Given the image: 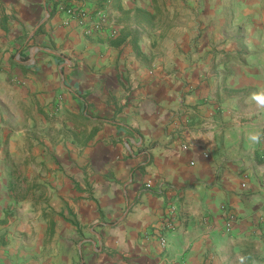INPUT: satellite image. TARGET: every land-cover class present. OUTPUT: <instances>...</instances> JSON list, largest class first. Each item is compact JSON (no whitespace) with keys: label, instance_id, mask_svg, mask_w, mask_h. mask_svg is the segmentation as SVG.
Instances as JSON below:
<instances>
[{"label":"crops","instance_id":"1","mask_svg":"<svg viewBox=\"0 0 264 264\" xmlns=\"http://www.w3.org/2000/svg\"><path fill=\"white\" fill-rule=\"evenodd\" d=\"M127 1L110 38L0 0V264H264V46L161 57Z\"/></svg>","mask_w":264,"mask_h":264},{"label":"rangeland","instance_id":"2","mask_svg":"<svg viewBox=\"0 0 264 264\" xmlns=\"http://www.w3.org/2000/svg\"><path fill=\"white\" fill-rule=\"evenodd\" d=\"M42 1L46 13L52 0ZM114 1L120 0H87L92 7L109 6L115 18ZM127 4L131 9L140 6L137 17L148 38L146 45L156 48L161 57L204 41L217 46L235 43L241 50L234 56L223 55L222 62L242 63L248 56L245 51L264 46V0H128ZM32 190L36 202L37 191H47L39 184H33Z\"/></svg>","mask_w":264,"mask_h":264},{"label":"built area","instance_id":"3","mask_svg":"<svg viewBox=\"0 0 264 264\" xmlns=\"http://www.w3.org/2000/svg\"><path fill=\"white\" fill-rule=\"evenodd\" d=\"M54 13L62 16L63 26L74 25L87 36H98L107 34L110 38L119 33V27L116 19L111 14L109 6L92 7L87 0H52L49 9L46 10V16L50 17ZM264 159V155L262 156ZM150 185L149 182L146 184ZM226 213V224L229 226L236 218L234 214ZM178 208L174 204L168 205L166 215L161 221V229L157 231L158 243L161 249L165 250L168 245L167 233L174 229L178 220Z\"/></svg>","mask_w":264,"mask_h":264},{"label":"clouds","instance_id":"4","mask_svg":"<svg viewBox=\"0 0 264 264\" xmlns=\"http://www.w3.org/2000/svg\"><path fill=\"white\" fill-rule=\"evenodd\" d=\"M251 99L256 102L258 106L264 107V92L253 93ZM253 140L258 139V137H251Z\"/></svg>","mask_w":264,"mask_h":264},{"label":"trees","instance_id":"5","mask_svg":"<svg viewBox=\"0 0 264 264\" xmlns=\"http://www.w3.org/2000/svg\"><path fill=\"white\" fill-rule=\"evenodd\" d=\"M122 42L121 38H116L114 41H112L113 45H119Z\"/></svg>","mask_w":264,"mask_h":264}]
</instances>
